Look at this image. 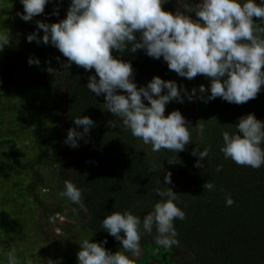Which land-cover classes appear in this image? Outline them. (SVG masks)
Segmentation results:
<instances>
[{
	"label": "clouds",
	"instance_id": "1",
	"mask_svg": "<svg viewBox=\"0 0 264 264\" xmlns=\"http://www.w3.org/2000/svg\"><path fill=\"white\" fill-rule=\"evenodd\" d=\"M49 2L20 0L24 11L18 15L25 22L32 21L45 12ZM168 2L70 0L64 19L56 23L37 20V31L29 34L27 41L57 48L67 60L65 69L72 64L86 71L94 69L86 87L95 96H103L107 112L117 118L108 121L110 128L119 124L130 130L133 137L151 145L153 152L167 149L179 153L192 142L191 129L203 135L205 128L202 124L192 127L179 110L166 116V106L172 101L183 103L185 95L191 101L197 89L189 94L175 81L159 76L138 87L132 63L121 57L126 52L143 50L150 58H162L169 70L180 77L208 78L209 86L201 85L198 90L201 98L210 93L205 102L219 97L238 105L247 103L264 86V0H177L179 7L175 12L164 10L163 5ZM53 14L58 16L59 11ZM11 43L10 31L0 30V51ZM113 52L120 55L114 56ZM28 63L39 66L40 61L29 58ZM47 71L54 70L49 67ZM73 122L76 127L69 129L64 143L76 148L94 122L88 116H80ZM222 139L220 151L225 159L253 169L264 166V121L254 114L240 117L236 132L224 131ZM192 155L199 157L195 166L203 168L209 149H194ZM216 170L222 171V165ZM164 184H172L170 172L164 176ZM204 189L212 191L214 185L206 182ZM156 193L161 200L143 220L128 211L114 212L103 219L102 228L120 241L123 251L106 249L107 240L97 243L84 239L79 243L78 264H134L142 254L144 235L152 236L154 227L156 245H178L174 221H183L186 214L177 205V193L171 188L156 189ZM59 195L84 207L82 190L71 181H64ZM233 204L231 195H227L226 205ZM7 264H33V261L22 262L12 248L7 253ZM48 264L53 262L49 260Z\"/></svg>",
	"mask_w": 264,
	"mask_h": 264
},
{
	"label": "trees",
	"instance_id": "2",
	"mask_svg": "<svg viewBox=\"0 0 264 264\" xmlns=\"http://www.w3.org/2000/svg\"><path fill=\"white\" fill-rule=\"evenodd\" d=\"M69 4L70 0H54L51 7L54 23L66 17ZM163 8L173 12L170 2ZM56 10L58 16L53 14ZM113 55L120 54L113 52ZM121 58L132 63L138 87L146 86L154 76L175 82L180 78L162 58H150L143 50L139 54L126 52ZM66 62L61 53L54 60L59 102L53 121L61 158L57 183L60 190L66 180L82 190L83 208L68 202L92 231L90 241L107 240L106 249L123 251L120 241L102 228L103 219L114 212L128 211L143 220L161 200L156 189L168 187L177 193L176 203L186 214L183 221H174L178 245L165 247L174 251L179 262L264 264V166L260 169L240 166L225 159L221 151H209L204 167L200 168L195 166L199 157L193 156V151H186V147L179 153L166 149L162 153L163 162L176 168L189 181L192 190L169 187L164 184L163 173L138 149L139 138L119 124L109 127L108 121L117 118L107 112L104 97L95 96L86 87L89 77L95 74L94 69L86 71L75 64L65 69ZM207 81L210 82L208 78ZM227 109L223 105V111ZM229 109L239 116L246 110L239 106ZM80 116L90 117L94 127L79 141V147L72 148L64 141L69 129L76 127L73 119ZM236 124L221 122L220 127L235 133ZM0 146H7L11 160L18 167L33 169L34 164L23 163L19 158L15 140H0ZM219 165L222 171L217 172ZM206 182L214 185L212 191L204 189ZM227 195L234 200L230 207L226 205ZM155 234L154 227L152 236L144 235L142 245H156Z\"/></svg>",
	"mask_w": 264,
	"mask_h": 264
},
{
	"label": "rangeland",
	"instance_id": "3",
	"mask_svg": "<svg viewBox=\"0 0 264 264\" xmlns=\"http://www.w3.org/2000/svg\"><path fill=\"white\" fill-rule=\"evenodd\" d=\"M53 2L50 0L43 14L25 22L18 15L24 11L20 0H0V30L10 31L12 37L11 45L0 51V140H15L21 161L34 164L33 169L18 167L7 146H0V264H7V253L12 248L22 262L31 259L33 264H48L49 260L53 264H78L79 243L84 239L90 241L92 236L85 220L59 195L57 173L61 158L53 112L59 102L54 60L60 52L51 44L27 41V36L37 31V20L54 23ZM169 2L175 12L179 7L177 0ZM39 36H43V30ZM29 58H38L39 66H30ZM49 67L54 70L52 73L47 71ZM176 83L189 94L197 89L196 95L191 101L185 95L183 103L170 102L165 115L179 110L192 127L202 124L205 128L203 135L195 128L190 130L192 142L185 146L186 151L205 148L220 151L222 133L231 134L229 129L220 127L221 122L238 123L240 117L249 113L264 121V86L255 99L238 105L221 98L205 102L210 93L201 98L198 90L201 85L208 87L210 82L202 75L192 80L180 77ZM223 105L227 106L226 111ZM238 106L246 110L240 116L230 113L229 107ZM137 147L164 176L171 173L169 187L192 190L176 168L163 162L162 153L166 149L153 152L151 145H145L141 139ZM134 264L183 263L164 246L142 245V254Z\"/></svg>",
	"mask_w": 264,
	"mask_h": 264
}]
</instances>
